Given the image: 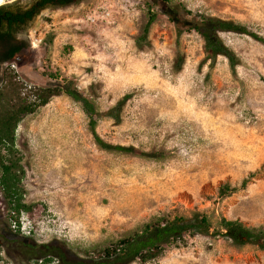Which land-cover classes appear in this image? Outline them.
<instances>
[{"label":"rangeland","instance_id":"374dc122","mask_svg":"<svg viewBox=\"0 0 264 264\" xmlns=\"http://www.w3.org/2000/svg\"><path fill=\"white\" fill-rule=\"evenodd\" d=\"M169 1L180 20L192 19L185 7L247 25L264 37V0ZM92 2L41 10L26 32L42 37L37 70L28 75L8 63L0 90L9 104L15 97L35 104L43 74L51 71L72 80L101 112L128 96L118 120L99 119L98 134L114 144L163 151L166 157L99 148L82 106L59 92L21 116L12 142L0 143V157L16 176L9 208L11 189L2 185L0 159L4 222L9 225L14 211L36 241L63 244L70 255L80 247L104 245L156 215L201 211L214 226L227 218L264 227V44L222 32L239 63L233 71L228 58L219 55L210 66L202 38L193 30L179 33L160 10L147 40H138L148 11H154L144 0H121L130 18L110 28L76 29L72 18ZM224 184L238 189L220 197ZM30 262L0 255V264ZM131 264H264V249L256 241L234 244L197 234L156 259Z\"/></svg>","mask_w":264,"mask_h":264},{"label":"trees","instance_id":"16d2710c","mask_svg":"<svg viewBox=\"0 0 264 264\" xmlns=\"http://www.w3.org/2000/svg\"><path fill=\"white\" fill-rule=\"evenodd\" d=\"M80 0H32L29 5L21 4L16 1L12 5L0 6V54L4 50L7 53L0 61H15L17 54L28 44L26 42L16 43L13 41L11 33L15 28L31 21L45 7L57 8L67 7L78 4ZM149 8L147 19L142 27L141 35L138 40L146 41L148 38L151 25L156 20V13L160 10L175 22L178 32L195 31L203 41L204 59L210 60V66L213 65L217 56L224 55L228 58L231 69L234 71L235 66L239 63L236 53L230 49L220 36L222 32H233L246 34L253 39L264 44V37L253 32L247 25L240 24L232 20H225L218 17L206 16L203 14H193L189 10H183L186 14L191 15L192 19L180 20L178 12L170 7L169 0H164V6H157L149 0H144ZM51 43L50 40H47ZM44 40V45H46ZM180 66L177 67V70ZM45 80L38 87V102L30 104L23 98L15 97L14 103L9 104V99L0 90V143L4 140H13L14 129L23 114L32 112L35 107L45 105L49 99L61 92L75 102H78L88 117V127L94 142L99 148L108 151H117L129 154H137L153 159H163L166 157L163 151H141L134 146L114 144L104 140L97 132L96 127L102 116L119 119L117 113L120 106L128 96H124L118 104L106 112H101L95 102L83 94L72 80L58 77L57 72H45ZM10 84L15 91L16 83L9 78ZM3 101L5 104H3ZM2 166V185H8L11 189L7 197L9 208L14 207L13 182L16 176L10 173L8 164ZM247 180L244 179L241 187H244ZM238 188L229 184H224L219 188V196L225 197ZM21 207V206H20ZM197 234L210 235L212 237L222 236L232 240L234 244H242L245 241H256L260 248L264 249V227H246L239 220L221 218L217 226L207 214L201 211H193L190 215L170 214L156 215L151 217L141 225L128 230L120 237L108 241L106 244H93L88 247H80L78 253L69 254L65 245L52 244L42 248L36 259L43 258L45 263L49 262L52 257L59 259L57 264H131L136 261L142 263L158 258L167 248L186 244L189 238ZM50 256V257H48ZM31 259L32 256H29ZM49 258V259H48Z\"/></svg>","mask_w":264,"mask_h":264},{"label":"flooded vegetation","instance_id":"af4514ba","mask_svg":"<svg viewBox=\"0 0 264 264\" xmlns=\"http://www.w3.org/2000/svg\"><path fill=\"white\" fill-rule=\"evenodd\" d=\"M14 2L16 1L10 0V1L5 2V4L3 5H12ZM29 3L27 5H29ZM153 4H156V3H153ZM156 5L160 7L166 4L164 0H159V4H156ZM47 8H51V7H45L44 9H47ZM31 21L11 31L13 35V39H14L13 41H16V43H20L24 41L28 44L27 46L21 49V51L17 54L16 59H15V62L17 63L18 68L22 72L28 75H34L35 73L34 70H37L36 64H38V62L36 59L37 54L35 53L37 51L40 53V48H37V46L36 47L33 46L32 43L30 42L29 32L28 34H26L28 25ZM6 53L7 52L4 50L1 52L0 60L2 57H4ZM8 63H9L8 61H0V83L2 82V77L5 74V69ZM18 172H20V170H18ZM5 199H6L5 195L2 192H0V255H4V256H7L8 258H16V259L18 257L25 258L27 261H31L29 264H47V263L57 264L59 259L55 257H52L54 258V261L50 260L47 263L44 262L45 260L43 258H40V259L35 258L38 255V252L42 248H44L45 246H51L52 244H57V243L38 242L33 238V234L31 233L29 235H22L19 233H15L10 229L9 225L6 222H4L3 219L5 216V210L7 209ZM29 256H32V258L30 259Z\"/></svg>","mask_w":264,"mask_h":264},{"label":"built area","instance_id":"2783aa9c","mask_svg":"<svg viewBox=\"0 0 264 264\" xmlns=\"http://www.w3.org/2000/svg\"><path fill=\"white\" fill-rule=\"evenodd\" d=\"M124 18H130V14L128 9H124L121 0H93L82 13L72 18V24L76 29L91 27L106 29ZM29 39L35 47L42 41V37H36L35 32L29 34ZM10 65L16 68L15 61L11 62ZM9 227L13 232L22 235H29L32 230L31 227L22 222L21 218L19 220L15 218L14 211H11Z\"/></svg>","mask_w":264,"mask_h":264},{"label":"bare ground","instance_id":"6f19581e","mask_svg":"<svg viewBox=\"0 0 264 264\" xmlns=\"http://www.w3.org/2000/svg\"><path fill=\"white\" fill-rule=\"evenodd\" d=\"M4 1H6V0H0V6L4 3ZM54 147V146H53ZM44 152V151H43ZM42 153V152H41ZM43 154V153H42ZM60 157V156H59ZM53 158H54V156H53ZM56 159V158H55ZM63 159V158H62ZM62 161V160H61ZM50 163V162H49ZM62 163V162H61ZM63 164H65V162L63 163ZM72 164V163H71ZM46 165V164H45ZM52 165V164H51ZM67 165V164H66ZM56 168V167H55ZM59 168V167H58ZM63 169V168H62ZM61 171V170H60ZM57 172H58V170H57ZM59 173V172H58ZM46 174V173H45ZM72 175V174H71ZM63 176V175H62ZM66 176V175H65ZM77 177H78V175H77ZM84 177H86V176H84ZM82 178V177H81ZM68 180V179H67ZM76 181V180H75ZM88 215V214H87ZM87 218V217H86ZM91 219V218H90Z\"/></svg>","mask_w":264,"mask_h":264},{"label":"water","instance_id":"95a60500","mask_svg":"<svg viewBox=\"0 0 264 264\" xmlns=\"http://www.w3.org/2000/svg\"><path fill=\"white\" fill-rule=\"evenodd\" d=\"M149 1L156 3V4H159V0H149Z\"/></svg>","mask_w":264,"mask_h":264}]
</instances>
